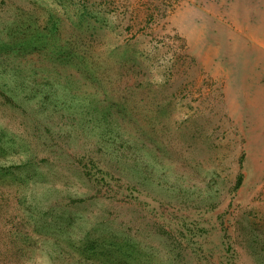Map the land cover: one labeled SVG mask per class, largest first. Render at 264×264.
Instances as JSON below:
<instances>
[{
  "label": "rangeland",
  "instance_id": "1",
  "mask_svg": "<svg viewBox=\"0 0 264 264\" xmlns=\"http://www.w3.org/2000/svg\"><path fill=\"white\" fill-rule=\"evenodd\" d=\"M0 192V264H264V0H0Z\"/></svg>",
  "mask_w": 264,
  "mask_h": 264
},
{
  "label": "trees",
  "instance_id": "2",
  "mask_svg": "<svg viewBox=\"0 0 264 264\" xmlns=\"http://www.w3.org/2000/svg\"><path fill=\"white\" fill-rule=\"evenodd\" d=\"M4 1V0H3ZM97 21V23L99 22V21H101V20H96ZM93 25V26H92ZM83 27H85L86 28V31H85V33H82L81 34V37H80V39H79V41H78V43H79V47H78V49L80 48V45L81 44H87V43H89V44H93L94 43V40L96 39V41H97V44L99 43V45H103L104 43H102V42H100L98 39H97V28H96V24H90V25H88L87 27L86 26H83ZM94 29V30H96L95 31V33L94 32H92V31H89V30H87V29ZM88 32H91L90 34H87ZM88 37H90V39H88ZM84 46H86V45H84ZM80 52H81V57L82 58H89V56L87 55L88 54V51L85 49V47H83L81 50H80ZM93 63H95V62H92L91 63V66H90V69H88V71H92L91 70V67L93 66V65H95V67H96V71L94 72V76L97 74V73H99L100 71H98V70H100V69H102L104 66H98V65H96V64H93ZM120 68H122V66L120 67ZM136 70H133V72H132V70H128L127 72H125L126 74H134V75H136V76H139L140 75V71L139 72H135ZM136 73V74H135ZM93 74V73H92ZM96 77V76H95ZM122 77L125 79V75H124V73H123V75H122ZM76 85V82H69V83H67L65 86H67V87H73V86H75ZM88 97V96H87ZM91 97L89 96V99H90ZM108 113H110L109 115H110V117H112L113 118V120H114V123H116V122H118L121 126H124V124L123 123H120V118L118 117V116H116L113 112H111V111H109ZM118 124V125H119ZM119 125V126H120ZM131 135H133L135 138H137L138 137V134L135 132H130V131H128ZM90 175V174H89ZM243 181H244V174L243 173H240L239 174V176H238V179H237V185L235 186V190H238L241 186H242V184H243ZM136 189V188H135ZM0 194H1V196L3 197V198H0V207L1 206H4V201H7V199H5L6 197H4L5 195L2 193V192H0ZM123 242H125L126 243V245L127 246H135V245H132V242H130V241H128V240H126V241H123ZM29 243H31V242H29ZM114 244H116V242L115 243H111L110 245L113 247V246H117V251H119V252H122V253H125V248H126V246L125 245H120V244H116V245H114ZM20 260V262L21 261H24V259H27L26 257H20L19 258ZM17 259L16 258H14V259H12V258H10L9 260H6V262H5V264H15L16 262H18V260L16 261ZM124 260H125V258H123V259H118V260H113V261H115V262H112V264H119L118 262H124ZM118 261V262H117ZM18 264V263H17Z\"/></svg>",
  "mask_w": 264,
  "mask_h": 264
},
{
  "label": "crops",
  "instance_id": "3",
  "mask_svg": "<svg viewBox=\"0 0 264 264\" xmlns=\"http://www.w3.org/2000/svg\"><path fill=\"white\" fill-rule=\"evenodd\" d=\"M220 2H223V0H219ZM254 2V0H245V2Z\"/></svg>",
  "mask_w": 264,
  "mask_h": 264
}]
</instances>
